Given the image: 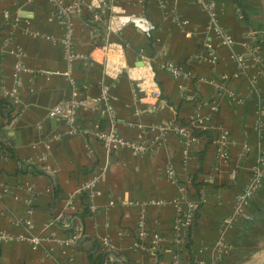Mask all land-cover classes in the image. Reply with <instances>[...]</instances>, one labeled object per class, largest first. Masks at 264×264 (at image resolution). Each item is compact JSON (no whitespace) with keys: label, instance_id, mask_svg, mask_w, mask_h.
Returning <instances> with one entry per match:
<instances>
[{"label":"crops","instance_id":"obj_1","mask_svg":"<svg viewBox=\"0 0 264 264\" xmlns=\"http://www.w3.org/2000/svg\"><path fill=\"white\" fill-rule=\"evenodd\" d=\"M63 1L77 54L69 77L87 97L107 88L116 132L150 148L108 153L94 138L95 131L109 126L96 111H81L74 132L49 117L52 105L70 97L63 17L49 0H0V97L9 101L2 91L17 90L11 101L14 118L0 126V141L14 155L0 157V233L8 236L0 239V264H89L88 253L101 251L108 253L107 264H174L175 207L170 200L177 189L165 174L168 167L201 201L180 264H189L190 256L193 264L210 262L225 217L232 220L220 264H262L264 165L251 199L239 209L236 200L264 151V0L217 1V21L231 43L214 32L208 11L197 0ZM88 2L98 8L100 22L92 23L83 9ZM111 5L123 14L144 15L153 30L145 33L132 24L105 30ZM255 42L257 61L247 52ZM104 44L107 55L94 51ZM92 53L97 62L91 61ZM238 55L245 58V67H239ZM18 62L24 70L16 79ZM163 63L187 73L174 77ZM221 77L237 103L219 95ZM154 91L159 98L152 96ZM194 116L207 119L208 130L184 154L177 134L162 133L160 127L187 124ZM221 131L230 141L227 158L218 153ZM100 168L104 171L91 187L94 193L78 194ZM87 203L92 210L82 222L79 213ZM25 219L32 228L22 223ZM140 220L160 234L155 250L134 247ZM33 236L40 241L36 247Z\"/></svg>","mask_w":264,"mask_h":264},{"label":"built area","instance_id":"obj_2","mask_svg":"<svg viewBox=\"0 0 264 264\" xmlns=\"http://www.w3.org/2000/svg\"><path fill=\"white\" fill-rule=\"evenodd\" d=\"M203 4V7L208 11L210 17V25L211 28L214 30L215 33L220 34L224 37V43H231V40L226 37L223 28L218 23L217 19V12H216V4L218 0H197ZM51 5L55 8V12L58 15L63 17V23L65 25L66 31L64 33L63 38L61 39V43L64 47V53L66 55L68 61V70L65 74L68 76V82L70 86V97L66 100L60 101L54 105H52L48 110V116L52 118H56L65 122L70 128L71 131H75L74 129L78 127V115L82 111H96L102 117L106 116L108 121V128L105 130H97L94 132V138L99 141L105 150L109 153L112 151H117L123 147H130L134 151L142 152L149 150V145L140 141L134 140H127L121 137L113 127L114 123V111L113 107L110 104V96L108 94L107 88H104L102 92L98 96L94 97H87L86 95L82 94L78 89L75 87L72 78L69 77V69L71 63L77 59V54L74 52L72 48V24L70 19L67 17L66 7L64 6L63 0H49ZM76 7H78V3H75ZM83 9L89 11L90 19L92 23H98L101 21V15L98 11V8L91 2L85 4ZM110 15L105 23V30H121L128 24L134 25L137 29L141 30L145 33H150L153 30L154 25L153 23L147 19L144 15H135V14H123L117 10L115 5L110 6ZM242 17V15H240ZM258 44L252 43L250 47H248L247 52L248 55L251 56L255 61H257V49ZM100 51L102 54L107 55L109 52L108 45L104 44L98 46L94 49V51ZM91 61L97 62L98 57L96 54H91L90 57ZM236 61L239 67L246 66V60L243 56H237ZM106 67L108 66L109 60L106 56L105 61ZM162 67L165 68L172 76L177 77L185 72L182 67L170 64V63H163ZM24 70V67L18 62L14 65V77L17 79L18 75L21 71ZM218 89L219 95L236 101L235 95L233 91L227 87L225 77H221L218 81ZM2 94L9 99V101H16L17 98V90L14 88L11 89H4ZM152 96L154 98H159L160 93L159 91L152 92ZM213 110L217 109V105L212 106ZM206 120L200 116H194L192 119L183 125L176 124L174 122H169L165 126L160 127V130L165 131H173L180 139V143L183 147V152L186 154L190 145L198 140V136L193 133V129H197L200 132H205L208 130L206 126ZM218 142V153L219 157L227 158L228 157V146H229V138L228 133L226 131H221L218 134L217 138ZM49 143V142H48ZM48 143L46 145H48ZM244 150H247L246 147ZM1 157V156H0ZM259 166L255 167L253 179L248 184L246 189L237 197L236 205L237 208H241L245 203H247L251 197L254 195L257 184L259 182V178L262 173V166L264 165V151L260 154L258 158ZM103 168H100L94 174L92 180L87 182H83L78 190L76 191L81 196L85 195L88 192L94 193L91 191V187L95 184L97 179L103 172ZM165 174L170 182H172L177 189V194L174 196L170 203L175 207V215L172 223L173 231H174V245H175V252H176V260L174 264H180V252L188 242L190 238V225L194 222V214L195 211L200 204L199 200L193 199L189 196L186 187L183 183L179 181L176 177L175 172L172 167H168L165 170ZM89 193V194H91ZM92 195V194H91ZM88 196V195H87ZM156 205L162 204V201H156ZM89 208L92 207L90 206ZM232 217H225L222 219L220 224V231L216 240L213 243V255L211 260L208 264H220L222 256H224L226 252V240H225V232L228 226L230 225ZM22 223L28 227L29 229L32 228V223L29 219H25ZM6 233H0V239L5 240L7 238ZM31 243L34 247L38 246L39 238L33 236L30 238ZM161 241V236L158 232L152 230L148 231L145 228V224L143 220H140L138 223V230H137V240L134 243V247L141 250H155ZM107 241L105 239L102 240V244L106 245Z\"/></svg>","mask_w":264,"mask_h":264},{"label":"trees","instance_id":"obj_3","mask_svg":"<svg viewBox=\"0 0 264 264\" xmlns=\"http://www.w3.org/2000/svg\"><path fill=\"white\" fill-rule=\"evenodd\" d=\"M236 2H237V0H236ZM0 117L2 119H4V122H1L0 126H3V124H6V123L7 124L10 123L14 118V106L12 105L11 102H9L8 100L1 98V97H0ZM205 132H200L197 129H193V133L196 136H201V135L205 134ZM0 156H2V157L14 156L11 147L2 141H0ZM28 166H30V165H26V169ZM31 170L33 173L41 174V171H36L35 167H32ZM23 171H25V170H23ZM189 196L193 199L199 200L198 193H195L194 195H192V196L189 195ZM200 206H201V201H200V204L198 205V207L195 211L194 222L192 223V225H190V231L193 228V226L195 225ZM90 212L91 211H90L89 205L87 203L84 206V208L82 209V211L79 213V217H80L82 222L88 217ZM189 244H190V240H188V242L185 244L186 248L189 247ZM95 248L99 250V244H97L95 246ZM88 259H89V264H107L110 261L108 253L105 251H101V252L97 253L96 255L92 254V253H88ZM189 264H193V257L192 256H190Z\"/></svg>","mask_w":264,"mask_h":264},{"label":"water","instance_id":"obj_4","mask_svg":"<svg viewBox=\"0 0 264 264\" xmlns=\"http://www.w3.org/2000/svg\"><path fill=\"white\" fill-rule=\"evenodd\" d=\"M262 264H264V261H263V263Z\"/></svg>","mask_w":264,"mask_h":264},{"label":"rangeland","instance_id":"obj_5","mask_svg":"<svg viewBox=\"0 0 264 264\" xmlns=\"http://www.w3.org/2000/svg\"><path fill=\"white\" fill-rule=\"evenodd\" d=\"M182 250H183V249H182ZM182 250H181V251H182Z\"/></svg>","mask_w":264,"mask_h":264}]
</instances>
